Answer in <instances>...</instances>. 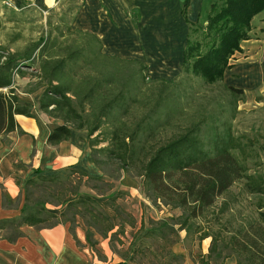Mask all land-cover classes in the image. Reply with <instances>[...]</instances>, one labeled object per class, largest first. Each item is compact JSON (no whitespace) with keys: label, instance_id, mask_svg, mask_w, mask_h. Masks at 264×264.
Listing matches in <instances>:
<instances>
[{"label":"trees","instance_id":"obj_1","mask_svg":"<svg viewBox=\"0 0 264 264\" xmlns=\"http://www.w3.org/2000/svg\"><path fill=\"white\" fill-rule=\"evenodd\" d=\"M206 1L208 7L203 19L200 16L194 23L187 17L189 0L182 3V12L189 24L184 70L213 83L223 79L225 70L232 65L231 56L242 50L244 40L251 38L253 19L264 11V0ZM68 31L61 35L64 38L59 43L58 38L42 35L37 41L13 50L1 41L3 26L0 21V137L16 130L23 133L16 120L17 114L32 116L33 105L17 94L16 77L28 74L38 77L35 86L23 92L33 93L45 87L38 110L63 122L53 125L47 140L49 145L68 140L72 128L85 129L89 132L92 157L98 167L103 169L105 164H112L115 169L117 166V170L126 172L136 168L144 192L168 206L183 209L175 223L179 228L171 225L169 231L152 222L147 224L144 218L129 246L128 259H135L143 252L149 238L159 235L164 245L178 242L177 238L171 237L179 236L178 230L197 222L201 226L197 230L199 240L212 237L209 253L202 257L200 264H210L212 259H215L214 264L220 259V264H225L231 255L236 256L238 264H264V200L258 204L256 220L243 222L228 240L222 236L223 230L220 236L215 230L218 223L228 229V224L220 222V217L230 209V204L224 199L217 206V200L228 194L235 182L245 180L246 192L264 195L263 176L249 173L246 160L235 154L233 149L237 147L229 137L230 131L210 143L214 147L212 150L206 149L200 136L206 116L202 115L199 120L195 115L186 116L181 114L178 105L174 110L169 107L160 110L174 94L165 90L157 96L156 92L151 93L147 103L141 100V104L145 102L148 106L146 112L130 125L129 118L139 112L132 106V101L142 93L145 80L141 71L146 66L135 59L105 53L100 39L89 30ZM132 65H137L136 69L131 68ZM139 65L141 71L137 69ZM23 67L37 71L28 73ZM227 87L236 97L246 95L241 88ZM165 114H168L166 119ZM181 118L186 120L185 126L164 139L149 142L150 137ZM97 131L100 132L95 135ZM102 142L107 145L99 148ZM61 178L63 176L59 174L46 175L28 182L23 221L31 225L50 224L57 215L49 212L46 204L61 203L72 192L79 198L67 201L61 217H66L69 211L72 215L86 217L88 225L100 230L111 229V218L103 208L78 187L66 188L68 182ZM101 179L103 176L89 178L90 181ZM97 189L102 193L111 190L109 196L114 201L121 194L113 188ZM116 210L118 214L121 212L119 207ZM126 221L133 224L130 219ZM227 250L231 253L226 254ZM166 253V258L169 255L176 260L181 257L171 250Z\"/></svg>","mask_w":264,"mask_h":264},{"label":"crops","instance_id":"obj_2","mask_svg":"<svg viewBox=\"0 0 264 264\" xmlns=\"http://www.w3.org/2000/svg\"><path fill=\"white\" fill-rule=\"evenodd\" d=\"M13 1L18 6L33 5L45 11L66 0ZM72 1L82 3L75 17L76 25L94 33L105 53L125 59H150L154 63L167 61L170 66L166 64L155 73L150 70L157 77L172 76L181 69L189 33V24L182 12L185 0ZM205 2L189 0V21L197 22ZM250 34L251 38L242 42V50L233 55L226 76L229 85L252 91L264 87V11L253 19ZM32 99H22L33 105L32 116L16 115L23 133L16 130L0 137V264H138L135 259H128V255L133 236L140 228L139 222L135 228V222L125 221L122 215L125 207L118 202L124 190L132 197L140 196L138 188H118L121 194L116 197L117 201L110 202L111 190L102 193L89 187L90 177L103 176L92 157L89 132L72 128L68 140L49 145L47 140L53 125L63 122L53 117L46 119L34 103L37 98L32 96ZM56 174L64 175L61 180H69L74 188L78 181L82 185L79 191L90 195L111 218V229L100 230L88 225L86 217L69 211L66 217H61L67 201L79 198L72 192L61 203L46 204L47 210L57 215L50 224L24 222L28 182ZM128 181L124 180L127 184ZM225 264H238V260L231 255Z\"/></svg>","mask_w":264,"mask_h":264},{"label":"rangeland","instance_id":"obj_3","mask_svg":"<svg viewBox=\"0 0 264 264\" xmlns=\"http://www.w3.org/2000/svg\"><path fill=\"white\" fill-rule=\"evenodd\" d=\"M61 3L52 10L42 11L33 5L18 6L13 0H0V21L3 26L1 41L8 44L14 50L21 49L26 44L37 41L42 35H49L54 39L58 38L59 43V41L64 38L61 35L69 33L68 29L76 30L79 28L84 30L83 27H79L75 23L76 14H78L79 7L81 8L82 3L78 4L77 1L72 0H66L62 4ZM207 7L208 2L206 1L201 15L202 19L204 17V10ZM136 19L138 18H135V20ZM70 41L71 40H69V42ZM64 43H67V41ZM234 54H236V52ZM233 55L230 58V62L232 59L234 60ZM138 61L146 66L142 71L140 65L137 68L141 71V76L144 77L145 83H142V93L137 96L136 101H132V106L136 108V110L138 109L139 112L133 114L129 118L128 123L130 125L139 120L141 114L146 112L148 106L145 105L151 93L156 92L155 95L157 96V93L161 92V90L171 91L174 94L167 100L165 98L166 101L162 104L160 110H165L167 107L174 110L179 106L181 114L184 113L186 116L195 115L197 120H199L198 118L202 115H205L206 121L202 125L200 136L205 141V148L209 150L214 148L210 144L214 142V139L223 135L225 136L226 133L230 131L229 137L233 140L235 147H237V149H233L235 154L246 160L249 173L263 176L264 178L263 86L252 91L243 89L246 95L236 97L227 87L231 86L226 76L228 68L225 70L222 80L209 83L202 76H197L184 70V57L181 69L172 76L167 74V77L154 76L156 70L163 69L166 64L170 66L167 61L163 60V62L160 60L158 63H154L150 59H141ZM136 67L137 65L131 66V68L134 69H136ZM23 68H25L28 73L37 71L31 67ZM150 70L154 71V73L150 72ZM37 78L38 77L35 78L30 74L26 77L17 76L16 85L18 87L17 94L21 99L28 98L29 100H33L32 96L38 99L34 101L38 109V102L45 87L39 88L37 90L38 93L36 91V93L33 92V94L23 92L26 88L34 87L36 84L35 80H38ZM156 80L159 81L156 82ZM38 94L41 95L39 96ZM164 95L165 93L163 96ZM141 100H145L146 103L144 102V104H141ZM176 102H178V104ZM167 115L168 114L164 115V119L167 118ZM44 116L46 119L51 117L46 114H44ZM55 119L57 121H62L57 118ZM185 124L186 120L184 118L175 122L172 121V124L165 126L162 132L156 134L153 138L150 137L149 142L154 143L159 138L164 139L172 135L181 126H185ZM99 132L100 131H97L95 135ZM105 145H107V142H102L99 144V148ZM113 166L112 164H105V168L102 169L99 167L103 172V180H91L88 186L93 188H113L116 190L118 188H138L140 196L137 195L132 197L128 194V191L124 190V194L118 199V202L125 207L122 208V215L125 221L130 219L132 222H135V228H137L136 225L138 222L139 224L137 226H141L144 218L147 224L152 222L153 225L160 227V229L162 228L164 231H169L171 225L179 228L175 223L178 222L176 220L177 217L183 212L182 208L168 206L164 204L162 200H155L144 192L142 188V179L137 175L135 171L136 168H133L135 170L126 172V170L123 171V169L117 170V166L116 169ZM124 180H129L128 184L125 183ZM58 182H56V184ZM66 182H68V186L67 184L64 186H67L66 188H71L72 185L70 181L68 180ZM245 182V180L235 182L231 186L230 192L225 196H220L217 200V206H220L224 199L230 204V209L220 217V222H223V224L227 223L228 229L219 225L220 223L215 226V230H217L219 236L220 232L223 230L222 236L227 240L230 236L235 234L236 230L240 228L243 222L250 219L256 220L259 214L258 204L264 200V195H253L246 192L244 189L246 188ZM59 187L60 186L57 188ZM76 187L81 188L82 185L77 181L75 188ZM120 199H124V202L121 203ZM115 201H117V199ZM110 202H113V200L110 199ZM203 225L204 224H202V226ZM124 227L129 229L128 225H124ZM199 227L201 226H199L197 222H192L190 227L178 230L179 236L171 237L177 238L178 242L166 244L167 246L164 245V241L159 235L149 238L148 243L144 245V251L141 253L139 252L135 256L136 262L138 264H200L199 262L202 257H206L209 253L212 237L200 241L199 233L197 232ZM117 230H119V228ZM172 234L174 233L172 232ZM176 248H180V251L177 252ZM170 250L172 253L174 252L181 257L178 260L170 258L171 255L166 258V252ZM205 250L208 252L204 253ZM228 253H231V251L227 250L226 254ZM220 262L221 259L219 263H217L220 264ZM214 263L215 259H212L210 264Z\"/></svg>","mask_w":264,"mask_h":264}]
</instances>
